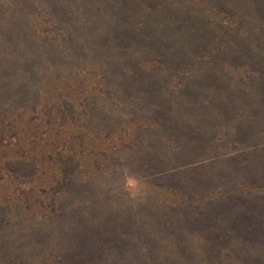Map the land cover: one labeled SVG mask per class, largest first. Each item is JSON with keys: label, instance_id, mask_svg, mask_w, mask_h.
<instances>
[{"label": "rangeland", "instance_id": "374dc122", "mask_svg": "<svg viewBox=\"0 0 264 264\" xmlns=\"http://www.w3.org/2000/svg\"><path fill=\"white\" fill-rule=\"evenodd\" d=\"M0 264H264V0H0Z\"/></svg>", "mask_w": 264, "mask_h": 264}, {"label": "clouds", "instance_id": "9594fccd", "mask_svg": "<svg viewBox=\"0 0 264 264\" xmlns=\"http://www.w3.org/2000/svg\"><path fill=\"white\" fill-rule=\"evenodd\" d=\"M124 191L128 193L133 206L147 202L148 192L143 187L142 181L136 176H127L124 181Z\"/></svg>", "mask_w": 264, "mask_h": 264}]
</instances>
